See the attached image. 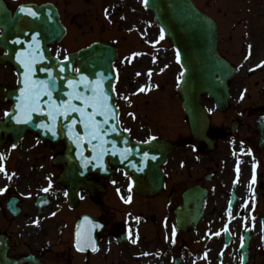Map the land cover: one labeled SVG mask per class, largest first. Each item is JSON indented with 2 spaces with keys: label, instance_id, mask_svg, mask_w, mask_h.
I'll list each match as a JSON object with an SVG mask.
<instances>
[{
  "label": "flooded vegetation",
  "instance_id": "af4514ba",
  "mask_svg": "<svg viewBox=\"0 0 264 264\" xmlns=\"http://www.w3.org/2000/svg\"><path fill=\"white\" fill-rule=\"evenodd\" d=\"M5 1L13 9L22 3L48 0ZM55 5L66 27L63 50L73 51L79 41L95 40L97 29L89 20L81 24L78 10L67 17L64 0ZM213 5L218 51L236 69L230 83L231 101L241 100L240 105L229 106V120L239 117L244 122L264 114V0H215ZM101 6L113 8L123 18V0H95L89 12L92 18L94 9ZM144 33L148 42L157 37L150 24ZM5 76L0 68V77ZM124 122L130 135L137 134L140 140L158 136L176 142L162 167L163 191L153 197L138 195L130 187V178L117 170L111 178L89 177L95 188L80 190L78 201L70 206L66 187L56 180L60 169L50 163L40 169L20 170L25 174L21 178L7 177L10 169L1 171V261L264 264V166L256 171L250 167L255 163L231 165L236 140L229 136L228 126L208 132L211 138L217 136L212 150L207 151L203 143L190 142L186 130L176 126L159 129L154 115L137 123L132 119ZM241 132L245 134L240 143L245 145L236 147L253 148L248 145L254 137L252 131H238V136ZM4 143L12 147L9 139ZM257 149L260 154L264 146ZM85 214L95 223L86 250H81L75 246L74 232Z\"/></svg>",
  "mask_w": 264,
  "mask_h": 264
},
{
  "label": "water",
  "instance_id": "95a60500",
  "mask_svg": "<svg viewBox=\"0 0 264 264\" xmlns=\"http://www.w3.org/2000/svg\"><path fill=\"white\" fill-rule=\"evenodd\" d=\"M145 5L183 67L177 89L191 124L206 122L200 96L208 94L216 105L222 104L232 75L216 50L215 23L191 0H147ZM21 7L12 14L0 0V48L6 50L0 63L9 62L17 73L15 89L0 88L1 100L11 101L10 111L0 121V133L14 141L27 131L51 143L62 140L64 153L54 161L63 164L61 178L69 183L83 181L87 173L105 174L108 160L139 180L137 169L140 162L146 165L148 155L142 160V144L130 141L119 127L112 90L114 48L95 43L59 60L48 47L63 34L56 9ZM134 188L151 193L157 184L136 181Z\"/></svg>",
  "mask_w": 264,
  "mask_h": 264
},
{
  "label": "rangeland",
  "instance_id": "374dc122",
  "mask_svg": "<svg viewBox=\"0 0 264 264\" xmlns=\"http://www.w3.org/2000/svg\"><path fill=\"white\" fill-rule=\"evenodd\" d=\"M199 2V6H202V8L212 17H216V11H215V7L213 8V4L215 2V0H197ZM78 2H81V0H67V5L65 6L64 10L66 12V14L68 15L69 13H72V11H74V9H78V6L74 5L77 4ZM80 6V5H79ZM131 7V5L129 6ZM87 8V6L85 7ZM85 8L80 7V10H83ZM102 7H97V9H95V20L93 19H89V23L94 25V28H98L101 27V30L99 31L100 34L95 33V37H107L109 35H117L118 39H120V37H123V42H119L120 47H123V61H126V67H123V80L127 81V83L129 84L130 87H140V88H144L147 87V85L143 86V84H153V83H159L161 82L164 77L167 81L169 82H174V80L176 79L174 76V70L173 69H169L166 72H164L165 70L162 71L163 69V65H165V61L166 62H171L172 58L169 56H165V59H159L158 56H155L153 54H145L141 51H137L136 53L131 52L132 50V46H130V40L132 39V37L134 36V33H123L124 31V26L123 28L121 27L120 29L116 30L115 25H111L109 23H106L100 16V9ZM89 10L91 8H88ZM130 12L128 11V15H126L127 20L125 22H127L130 26L132 23V21H137V17L140 15H138L135 10L133 11L132 9H130ZM141 13V12H140ZM115 21V19H114ZM134 22V23H135ZM116 30V31H115ZM98 31V30H97ZM122 32V33H120ZM80 44H82V41H80ZM60 49V45H55L53 46V53L61 56L62 52L59 51ZM163 49H160L158 51V53L162 52ZM169 58H171L170 60H168ZM163 85H165L164 81H163ZM138 99L135 98V102ZM204 103L207 105V107L214 112V115L216 118L215 121L220 120V118L218 119L217 114L219 116H224V113H216V110L214 109L212 103L210 101H208L206 98H204ZM178 107H179V101H177ZM126 105V106H125ZM129 104H126V102H123V106L122 109L124 112H127V110L129 109V107L131 108L133 106V104L131 106H128ZM143 105V104H142ZM120 106V105H119ZM121 109V112H123ZM28 139L25 141L26 144L28 145V148H20L19 150H17L16 152L14 151H10L12 153L13 156H11L10 153V159H8L7 161H9L7 164H15V170L17 171V173L14 175L12 172V177L18 178V177H24L25 174L24 172H22L20 174V170L22 169H26L27 166H31V163L33 160L38 161L39 156L34 154V149L35 146L33 145V140H35V138L33 136H29L27 137ZM32 144V148L30 147V145ZM37 146H40V144H38ZM3 156V160L6 159V157L8 156V154H3L2 151H0V159ZM15 159V161H13ZM25 163V164H24ZM24 164V165H23ZM23 165V166H22ZM1 166V164H0Z\"/></svg>",
  "mask_w": 264,
  "mask_h": 264
},
{
  "label": "snow or ice",
  "instance_id": "6c2138e0",
  "mask_svg": "<svg viewBox=\"0 0 264 264\" xmlns=\"http://www.w3.org/2000/svg\"><path fill=\"white\" fill-rule=\"evenodd\" d=\"M145 2L147 3V0H145ZM22 12L23 11H26V9L24 8V7H21V9H20ZM31 15H33V16H35L36 15V13L35 12H31L30 13ZM161 38H163V36L161 37ZM3 169L2 168H0V171H2ZM5 174H7V173H5ZM10 178V177H9ZM45 191H47V189H45ZM78 247H79V244L77 245Z\"/></svg>",
  "mask_w": 264,
  "mask_h": 264
},
{
  "label": "bare ground",
  "instance_id": "6f19581e",
  "mask_svg": "<svg viewBox=\"0 0 264 264\" xmlns=\"http://www.w3.org/2000/svg\"><path fill=\"white\" fill-rule=\"evenodd\" d=\"M217 45H218V39H217V41H216V48H217ZM221 106L223 107V106H226V103H223V104H221ZM214 113H212V115H213ZM201 135H202V130H201Z\"/></svg>",
  "mask_w": 264,
  "mask_h": 264
}]
</instances>
